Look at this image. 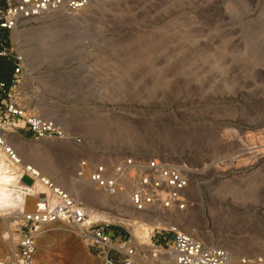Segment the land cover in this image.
Wrapping results in <instances>:
<instances>
[{"label": "rangeland", "instance_id": "rangeland-1", "mask_svg": "<svg viewBox=\"0 0 264 264\" xmlns=\"http://www.w3.org/2000/svg\"><path fill=\"white\" fill-rule=\"evenodd\" d=\"M16 39L44 89L43 115L91 151L183 166L191 205L173 215L179 229L234 257L264 255V0H88ZM22 145L23 164L71 192L92 223L132 235L128 197L75 182L80 152L58 140ZM74 183L107 199L75 194ZM17 214H0V257L18 242ZM36 247L33 264H100L64 223L41 227Z\"/></svg>", "mask_w": 264, "mask_h": 264}, {"label": "built area", "instance_id": "built-area-1", "mask_svg": "<svg viewBox=\"0 0 264 264\" xmlns=\"http://www.w3.org/2000/svg\"><path fill=\"white\" fill-rule=\"evenodd\" d=\"M87 3L88 0H3L0 5V60L13 66L8 82H0V159L22 184L20 191L38 197L32 211L19 216L15 230L18 242L0 257V264H33L38 230L55 223L68 226L100 264H264V255L234 257L228 250L179 229L172 217L191 205L183 166L140 152L91 151L82 137L66 134L40 112L39 106L46 104L44 89L19 49L16 35L33 31L51 16L77 13ZM38 140L64 141L80 152L84 158L76 162L75 181L110 196L127 187L132 213L157 230L169 227L171 238L161 237L159 241L151 231L150 241L142 245L127 231L112 228L114 234L110 236L107 229L111 224L89 221L85 208L70 193L23 164L17 144ZM24 177L32 180L30 185L22 182ZM38 177L45 194L34 188Z\"/></svg>", "mask_w": 264, "mask_h": 264}, {"label": "bare ground", "instance_id": "bare-ground-1", "mask_svg": "<svg viewBox=\"0 0 264 264\" xmlns=\"http://www.w3.org/2000/svg\"><path fill=\"white\" fill-rule=\"evenodd\" d=\"M98 121H100V120H98ZM113 137H115V136H113ZM170 137H171V135H170ZM19 145L21 147L22 143L17 144V147ZM40 145H42V144L33 145V147H37V146H40ZM21 150H22V155H20V156H24V157H26V156L28 157L29 156L28 152H29L30 149H29L28 146L27 147H24L22 145ZM27 157H26V159H27ZM34 171H36L38 173V175H39L40 178L42 177L41 174L39 173V171L36 170V168H34ZM39 177H38V179H36V181L34 183V188H36L39 191L38 193L45 194L46 192L44 191V189L40 185V181H39L40 178ZM75 182L78 183L77 181H75ZM76 183L72 184V190H73V192L75 194H78L79 192L81 194L82 191H84V190H82V187L80 188L81 185H76ZM20 185L22 186V184L18 181L16 175L12 172V169L10 168V166L3 159H0V214L1 213L2 214L4 213V215H7V214L10 215L14 211L15 212L17 211V213L19 211V214L21 215V214H29L32 211V208H33L34 204L36 203L38 197L35 194H24V193H22L24 195V196H22L20 194ZM77 186H79V187H77ZM87 187L88 186L86 185V188ZM90 188H87V189H90ZM92 189H93V187H92ZM95 190H97V189H94L93 191H95ZM86 192H88L87 199L89 197L92 202L98 201V200L102 202V201H105V199H107L105 197L99 196L100 194L98 195L97 192H91V191L89 192V190L86 191ZM69 193H71V192H69ZM83 193H82V196H85L86 194L85 193L83 194ZM103 194L104 193H101V195H103ZM128 194H129V190H128L127 187H125L123 190H121L120 192H118L115 196H112V198H113V200L115 199L117 202L120 203L122 200H124L125 198L128 197ZM78 196H81V195H78ZM125 203L123 201V204H125ZM19 214H17V215H19ZM0 216H3V215H0ZM95 218H97V217H95ZM141 221H143V224H142ZM145 223H147L146 220H143V219L140 220V219L137 218V221H135V222L132 221V222H130V225H129L132 228V230H131L132 231V235H131L132 236V239H134L136 242H138L139 244H142V245L147 244L150 241V233L152 231V230H149L150 228Z\"/></svg>", "mask_w": 264, "mask_h": 264}, {"label": "trees", "instance_id": "trees-1", "mask_svg": "<svg viewBox=\"0 0 264 264\" xmlns=\"http://www.w3.org/2000/svg\"><path fill=\"white\" fill-rule=\"evenodd\" d=\"M0 63H2L5 67V70L3 71V74H0V82H8L9 76L13 71V66L11 62L1 59Z\"/></svg>", "mask_w": 264, "mask_h": 264}]
</instances>
